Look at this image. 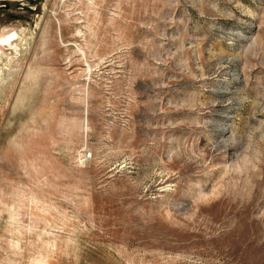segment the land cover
I'll use <instances>...</instances> for the list:
<instances>
[{"label": "rangeland", "instance_id": "obj_1", "mask_svg": "<svg viewBox=\"0 0 264 264\" xmlns=\"http://www.w3.org/2000/svg\"><path fill=\"white\" fill-rule=\"evenodd\" d=\"M0 264H264V0H0Z\"/></svg>", "mask_w": 264, "mask_h": 264}, {"label": "bare ground", "instance_id": "obj_2", "mask_svg": "<svg viewBox=\"0 0 264 264\" xmlns=\"http://www.w3.org/2000/svg\"><path fill=\"white\" fill-rule=\"evenodd\" d=\"M10 40H4L3 42H5V43H7V42H9Z\"/></svg>", "mask_w": 264, "mask_h": 264}]
</instances>
